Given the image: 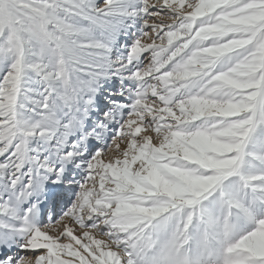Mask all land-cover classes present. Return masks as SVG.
<instances>
[{
	"label": "snow or ice",
	"instance_id": "6c2138e0",
	"mask_svg": "<svg viewBox=\"0 0 264 264\" xmlns=\"http://www.w3.org/2000/svg\"><path fill=\"white\" fill-rule=\"evenodd\" d=\"M0 264H264V0H0Z\"/></svg>",
	"mask_w": 264,
	"mask_h": 264
}]
</instances>
